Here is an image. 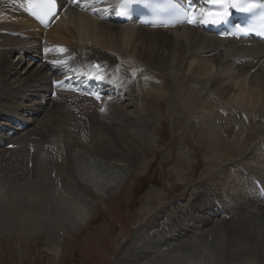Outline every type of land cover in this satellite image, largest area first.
I'll list each match as a JSON object with an SVG mask.
<instances>
[{
  "label": "bare ground",
  "instance_id": "1",
  "mask_svg": "<svg viewBox=\"0 0 264 264\" xmlns=\"http://www.w3.org/2000/svg\"><path fill=\"white\" fill-rule=\"evenodd\" d=\"M100 17L101 20L69 7L49 29L41 30L23 16L15 0H0V103L12 104L10 97L14 88L33 93L39 100L35 105L37 110L42 113L50 105L48 113L53 115L48 117L50 121H43V130L26 129L22 132L25 136L16 139H13L14 124L0 123V133L8 126L12 129L6 133L13 135L8 139L5 135L3 140H8L9 145L12 141L13 149L0 150V223L21 228L22 224L36 223L37 215L49 219V212L56 210L61 217L70 213L79 227L91 214L86 204L75 206L69 194H75L76 189L84 193L98 182L94 167L104 173L108 168L121 170L128 165L124 164V157L128 162L150 149L149 134L144 136L160 111L156 96L152 98L155 102L149 103L153 107H142V114L133 119L122 114L114 95H105L101 102L61 91L56 92L54 99L47 97L48 87L56 79L48 67L79 70L96 62L106 74L105 88L112 81L109 82L111 89L122 92L127 88L129 96L140 97L138 102L144 100L143 86L133 80L136 87L132 93L127 76L135 77V72L141 71L142 76L153 79L149 81L151 85L159 81L156 89L169 97L167 113L173 124L198 116L194 123L203 135H198L197 140L207 150L206 160L216 158V163L225 157L232 160L220 167L219 184L213 182L217 187L209 195L235 209L225 216L232 218L233 223L224 221L221 226L213 225L212 219L220 213L211 198L205 200V189L193 196L189 204L194 209L192 213L186 208L163 218L169 212L166 208L164 216L152 225V231L144 228L133 237L135 248L144 250L150 257L163 252L165 256L160 264H264V222L261 228L253 230L255 222L264 216V208L244 205L242 193L252 190L255 195L253 180L248 181L234 162L243 159L239 162L244 164V169L258 175L264 183V43L221 40L191 27L159 30L121 25L107 20L105 11ZM9 55L37 57L41 66L33 71L31 66L26 68L27 77L22 82L8 84L23 67L20 59L13 65ZM43 99L46 106L41 104ZM53 125L56 127L51 131L54 130L56 143L63 152L62 156L59 154L60 162L52 157L57 150L53 154L50 148L43 151L28 148L34 143L47 144L45 136L51 133ZM97 133L102 134L103 143L96 141L99 137L94 139ZM91 136L92 140L86 143ZM179 152L181 157L190 160L189 151L180 149ZM43 156H46L44 160ZM74 160L79 165L85 162V167H79L78 175L73 170L77 166ZM42 165L51 175H46V180L41 177ZM221 183L229 193H218L224 189ZM57 185L63 186L66 193H59ZM148 205L151 209L152 205ZM197 211L200 212L195 215ZM154 213L155 210H149L146 214Z\"/></svg>",
  "mask_w": 264,
  "mask_h": 264
},
{
  "label": "rangeland",
  "instance_id": "2",
  "mask_svg": "<svg viewBox=\"0 0 264 264\" xmlns=\"http://www.w3.org/2000/svg\"><path fill=\"white\" fill-rule=\"evenodd\" d=\"M9 56L13 65L20 58L19 56ZM22 64L24 65L18 71L19 74L10 78L8 84L17 85L22 82L27 77V74L25 75L24 73L26 68L28 69L31 66L30 71H33L40 67V64H34L33 61L30 66L25 64L23 60ZM134 75L135 77L127 76L126 80H129L130 84L128 88L133 93L134 85L136 87L133 80H137L143 86L141 97L144 100L138 102L140 97L129 96L127 89L122 90V96L117 97V100H119L118 104L122 108V114L126 118L129 117V119L137 118L138 114L141 115L142 107L145 106L146 109L147 107H153L152 104H149L155 102L152 100L153 97L156 96L159 100L160 111L155 116L157 123L155 122L152 127L149 126V129L146 130V136H144L145 138L149 134L148 137L150 138H147V142L150 149L144 152L142 157L134 158L135 160L132 158L127 162L124 157V164H128V167H124L125 170L108 168L104 173V170L94 167L93 172L98 177H95L98 182L89 188L91 192H87L89 189L84 193L76 189L75 194H69V198H72L75 206H80L79 204L82 203L81 206L83 207L86 204L85 207L91 214L88 221L79 227L75 225V217L71 216L70 218V213L65 217L63 216V218L56 210L49 212V219L37 215L36 223L22 224L21 228L16 227L17 225L5 226L0 223V264H115L118 261L121 264H145L146 262H148L147 264H160L165 254L158 252L159 254L157 253L153 257L148 256L149 254L146 255L144 250L135 248L133 237L139 235L144 228L150 229L152 225H156L157 221L164 215L163 218L166 216L170 218L178 214L181 209L186 208H189L188 210H191L192 213L194 209H191L189 204L193 200V196L206 189L207 193L204 194L206 200L208 199V192L214 191L215 187H217V184L214 187L213 182H219L218 171L221 170L220 167H224L225 163L232 160L228 161L227 157L221 158L219 163L215 162L216 158L206 160L207 150L197 140L198 135H203V131L194 123L196 119H199L198 116H189L188 119H183L179 123L175 121L173 124L167 113L169 97L164 92H158L156 89L159 87V81H156L158 84L151 85L149 81H153V79L150 76H142L141 71H136ZM16 80H18L17 83H15ZM12 89L11 97L9 96L12 98V104L0 103V113L3 115L1 119L11 116L9 115V110L13 108L12 106H22L24 105V99L28 98L26 93ZM158 93L161 94L158 95ZM49 106L38 115L34 123L29 126L28 131L31 129V132L43 130L41 127L43 121H50L48 117L51 118L53 116L48 113ZM155 106L157 107V104ZM52 127L56 126H50V131L53 129ZM31 132L27 133V135H30ZM228 135L231 136V131L228 132ZM23 136L25 135L20 134L17 138H22ZM97 137L100 139H97ZM101 137L102 134L100 133L94 134V139H97L98 143H103L104 139L103 137L101 139ZM45 139H47V144L41 146L34 143L28 145V148L41 151L50 148V150H53V154L58 151L52 157H57L59 162L62 161L63 152L59 149L60 145L56 143L54 130L49 135H46ZM87 140L86 143L90 142L92 136ZM55 143L57 144L56 146L54 145ZM16 145L19 148L18 144ZM6 148V145H4L0 150L6 151ZM180 149L189 151L190 160L180 156ZM116 156L118 157V155ZM44 157L46 156H43V160ZM121 159L123 160L122 157ZM239 160L242 161L243 159H236L234 162H239ZM74 161L77 166H74L73 170L78 175L79 167H85V162L79 165L76 160ZM31 162L33 163V160ZM1 163L2 159H0ZM44 165L41 166V173L43 172L41 177L46 180L48 175H51ZM112 173L117 174L113 175ZM42 178L40 179L41 182L43 181ZM33 180H35V177L32 178ZM106 182L109 183L107 184ZM143 186H146L144 191H142ZM220 186L223 187L224 185L221 183ZM56 189L61 194L66 193L61 185H57ZM225 190V188L221 190V194L224 195L225 193L223 192ZM148 203L152 205L151 209ZM67 205L74 209L71 202L67 201ZM253 205L264 208V202L254 203ZM166 208L169 212L162 215ZM149 210H155V213L151 216L146 214ZM223 210L227 211V213H232L233 211L231 206L229 209L226 207ZM199 212L197 211L194 214L197 215ZM263 218L264 216L259 217L253 230L262 227ZM212 221L213 225H220L224 221L233 223L232 218L222 216H216ZM234 223H237V221ZM150 230L152 231L153 228ZM161 254L162 258H160ZM123 260H128V262ZM142 261L143 263H140Z\"/></svg>",
  "mask_w": 264,
  "mask_h": 264
},
{
  "label": "snow or ice",
  "instance_id": "3",
  "mask_svg": "<svg viewBox=\"0 0 264 264\" xmlns=\"http://www.w3.org/2000/svg\"><path fill=\"white\" fill-rule=\"evenodd\" d=\"M130 2H131V0H125V4L130 3ZM212 2L215 3V4H219V5H223L224 3L228 2V3H230L231 7H233V8L237 7L236 0H212ZM46 3L48 5V13H49V15L55 16V14H56L55 10L58 7L57 0H46ZM121 14H125V13H121ZM208 15L218 16V17H220V19H222L223 16L225 15V13L217 11V12H210V13H208ZM213 22H217L218 23L219 20H216V21H213ZM188 23L189 24L193 23V20L189 19ZM245 34H247V33H245Z\"/></svg>",
  "mask_w": 264,
  "mask_h": 264
},
{
  "label": "trees",
  "instance_id": "4",
  "mask_svg": "<svg viewBox=\"0 0 264 264\" xmlns=\"http://www.w3.org/2000/svg\"><path fill=\"white\" fill-rule=\"evenodd\" d=\"M145 188H146V186H143V187H142V191L145 190Z\"/></svg>",
  "mask_w": 264,
  "mask_h": 264
}]
</instances>
